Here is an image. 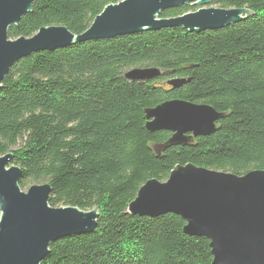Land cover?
I'll return each mask as SVG.
<instances>
[{"label":"trees","instance_id":"1","mask_svg":"<svg viewBox=\"0 0 264 264\" xmlns=\"http://www.w3.org/2000/svg\"><path fill=\"white\" fill-rule=\"evenodd\" d=\"M122 1L35 0L9 39L51 26L82 35ZM209 8L247 9L251 16L199 34L164 28L41 51L4 79L0 158L13 154L21 189L49 184L51 207L99 209L93 234L52 243L41 264H212L210 242L185 234L181 217L127 212L141 187L166 182L179 166L239 177L264 171V0H212ZM137 68L165 75L143 83L123 78ZM178 78L188 82L172 89L167 82ZM173 100L209 105L224 117L212 135L162 151L172 134L149 131L146 111Z\"/></svg>","mask_w":264,"mask_h":264},{"label":"water","instance_id":"2","mask_svg":"<svg viewBox=\"0 0 264 264\" xmlns=\"http://www.w3.org/2000/svg\"><path fill=\"white\" fill-rule=\"evenodd\" d=\"M34 1L0 0V87L16 63L41 51L164 28L181 27L199 34L228 28L251 16L247 9L204 8L212 0H124L107 6L82 35L51 26L32 38L10 40L9 29L32 12ZM186 5L201 9L176 18L160 17L163 11ZM164 75L159 69L137 68L123 78L143 83ZM187 82L178 78L167 84L179 89ZM223 117L209 105L181 100L146 111L149 131L172 134L162 151L212 135ZM13 158V154L0 158V264H41L52 243L95 232L99 209L51 207L49 184L23 191L19 184L23 172L12 165ZM127 212L138 217H181L187 224L185 234L210 242L212 264H264V171L239 177L194 165L179 166L166 182L151 180L141 187Z\"/></svg>","mask_w":264,"mask_h":264},{"label":"rangeland","instance_id":"3","mask_svg":"<svg viewBox=\"0 0 264 264\" xmlns=\"http://www.w3.org/2000/svg\"><path fill=\"white\" fill-rule=\"evenodd\" d=\"M210 6V5H209ZM209 6H206V7H204V8H209ZM197 9H196V11L195 12H197L199 9H201L200 7H196ZM191 13V12H190Z\"/></svg>","mask_w":264,"mask_h":264}]
</instances>
